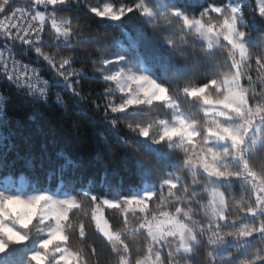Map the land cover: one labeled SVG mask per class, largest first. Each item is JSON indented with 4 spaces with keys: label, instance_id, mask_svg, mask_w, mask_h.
Here are the masks:
<instances>
[{
    "label": "snow or ice",
    "instance_id": "obj_1",
    "mask_svg": "<svg viewBox=\"0 0 264 264\" xmlns=\"http://www.w3.org/2000/svg\"><path fill=\"white\" fill-rule=\"evenodd\" d=\"M19 2L0 0V264H101L88 225L106 264H264V0ZM54 106L92 127L90 160L44 131Z\"/></svg>",
    "mask_w": 264,
    "mask_h": 264
},
{
    "label": "trees",
    "instance_id": "obj_2",
    "mask_svg": "<svg viewBox=\"0 0 264 264\" xmlns=\"http://www.w3.org/2000/svg\"><path fill=\"white\" fill-rule=\"evenodd\" d=\"M92 2H96V0H92ZM23 0H20L17 6H22ZM92 87H96V85H91ZM18 111L23 115L26 110L18 109ZM45 114L49 118L50 122L45 121L44 119H40L39 123L43 127L44 131L50 136L56 137L62 144H68L72 146L76 152L83 156L85 160H90L93 156L94 152V144H93V129L87 121L77 115L75 109H70L69 115L60 119L61 110L56 108L55 106L52 109H45ZM159 111V110H157ZM73 120H81L83 122V126L79 129L81 135L77 137L73 134L72 130V121ZM63 124V128L59 127V124ZM25 124L27 126V130L32 132L34 135L39 138V134L35 132V126L30 125L25 117ZM237 196L240 195L239 191L236 192ZM106 216L109 217L110 220L118 217V214L113 212L112 210L106 211ZM89 235L93 240L96 241L97 250L100 256L101 264H106V261L110 259L109 257V249L108 247L101 242L98 235L93 234L92 225H88ZM75 243V239H74Z\"/></svg>",
    "mask_w": 264,
    "mask_h": 264
},
{
    "label": "rangeland",
    "instance_id": "obj_3",
    "mask_svg": "<svg viewBox=\"0 0 264 264\" xmlns=\"http://www.w3.org/2000/svg\"><path fill=\"white\" fill-rule=\"evenodd\" d=\"M22 6H23V4H22Z\"/></svg>",
    "mask_w": 264,
    "mask_h": 264
}]
</instances>
